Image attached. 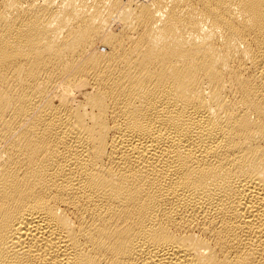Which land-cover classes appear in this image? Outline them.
I'll return each instance as SVG.
<instances>
[{"label": "bare ground", "instance_id": "obj_1", "mask_svg": "<svg viewBox=\"0 0 264 264\" xmlns=\"http://www.w3.org/2000/svg\"><path fill=\"white\" fill-rule=\"evenodd\" d=\"M0 264H264V0H0Z\"/></svg>", "mask_w": 264, "mask_h": 264}]
</instances>
